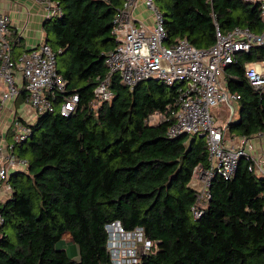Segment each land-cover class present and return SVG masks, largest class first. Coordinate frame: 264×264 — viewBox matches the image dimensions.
I'll use <instances>...</instances> for the list:
<instances>
[{
  "label": "trees",
  "instance_id": "16d2710c",
  "mask_svg": "<svg viewBox=\"0 0 264 264\" xmlns=\"http://www.w3.org/2000/svg\"><path fill=\"white\" fill-rule=\"evenodd\" d=\"M49 1L60 15L41 22L43 42L55 53L65 81L53 102L71 93L78 100L68 116L56 110L37 115L30 134L13 145L26 168L9 174L11 197L0 203V264H110L103 226L114 220L124 229L141 227L155 242L136 264H264V176L247 169L248 159L238 158L230 178L212 177L208 202L192 217L195 195L188 182L196 165L208 166L207 151L203 137L165 135L173 121L174 86L144 80L129 89L113 75L111 99L90 109L122 0ZM155 2L167 45L185 38L196 48L208 47L216 27L264 29L255 2ZM7 40L13 58L25 50L15 32ZM256 61L264 62L263 46L236 52L223 70L226 89L239 96L237 116L225 123L224 135L264 131V84L253 89L244 76V64ZM24 96L21 89L15 108ZM153 112L164 117L148 124ZM66 233L77 259L59 247Z\"/></svg>",
  "mask_w": 264,
  "mask_h": 264
},
{
  "label": "built area",
  "instance_id": "2783aa9c",
  "mask_svg": "<svg viewBox=\"0 0 264 264\" xmlns=\"http://www.w3.org/2000/svg\"><path fill=\"white\" fill-rule=\"evenodd\" d=\"M44 6V18L59 16L56 4L49 0H38ZM258 3L264 21V0H241ZM142 7L149 10V24L137 20L133 12ZM138 11V12H139ZM9 17L0 9V108L5 102H13L23 89L24 103L34 115L56 110L68 116L74 109L78 96L71 93L54 105L55 96L64 90L65 81L57 73L55 53L45 42L25 49L12 57L7 40ZM110 34L113 46L103 55L105 73L95 78L89 107L96 110L112 97L110 88L113 75L129 89L138 82L154 80L167 86H174L176 95L170 110L173 121L166 129L169 138L181 134L204 138L208 166L196 165L188 182L194 191L195 201L190 207L192 217L198 218L205 208L212 177L219 174L228 179L234 173L239 157L250 161L248 170L264 176V152L254 150V141L264 143V131L249 136L224 135V126L217 124L209 109L223 107L232 112V104L239 96L226 89L223 70L234 61L236 52H247L251 46H263L264 29L254 33L245 27H233L221 32L217 27L214 41L205 48L192 46L185 38L171 45L164 43L165 32L162 17L154 5V0H122L117 8ZM60 52V50H58ZM244 76L253 89L264 84V62L244 64ZM164 116L153 112L147 116L148 124H156ZM7 129L11 135L6 138ZM30 126L17 117H12L3 131H0V203L11 197L9 174L14 170H24L26 160L13 152L14 143L26 139ZM3 218L0 215V226ZM106 234L105 250L110 264H136L140 254H147L155 247L148 240L141 227L124 229L119 221L104 224ZM66 242H72L68 233Z\"/></svg>",
  "mask_w": 264,
  "mask_h": 264
},
{
  "label": "crops",
  "instance_id": "0c3cea01",
  "mask_svg": "<svg viewBox=\"0 0 264 264\" xmlns=\"http://www.w3.org/2000/svg\"><path fill=\"white\" fill-rule=\"evenodd\" d=\"M0 9L9 17L8 34L15 32L16 35L20 37L24 49L32 48L43 41L44 35L41 30V22L45 14L44 6L38 0H0ZM223 78L226 86L224 74L222 75V79ZM2 89L3 84L0 81V91ZM21 105L23 109L18 113L17 111L20 110L19 107ZM21 105L15 108L13 102L8 101L4 103L0 108V131L5 129L12 117H17L27 124L33 123L36 115H34L27 104L22 103ZM232 105V112L228 110L230 119H232L234 111L237 108L236 102ZM254 146L256 152L260 150L259 147H261L264 152V143L260 145L254 141Z\"/></svg>",
  "mask_w": 264,
  "mask_h": 264
},
{
  "label": "rangeland",
  "instance_id": "374dc122",
  "mask_svg": "<svg viewBox=\"0 0 264 264\" xmlns=\"http://www.w3.org/2000/svg\"><path fill=\"white\" fill-rule=\"evenodd\" d=\"M154 5L157 6L155 0H154ZM139 9H135L133 12L134 17L139 20V21H144L146 24H149L151 17H150V11L149 10H142V7ZM1 81V80H0ZM20 110L16 111L20 113V111L23 109L22 105L19 107ZM209 113L212 117V119L219 125L224 126L225 123L229 120V113L228 109L222 108V107H212L209 109ZM237 116L236 110L234 111V114L232 116V119ZM36 118V117H35ZM219 122V123H218ZM66 237L65 235L62 236V238ZM64 242H61L59 244V247L62 249L66 250V253L69 257L77 259L78 254H77V247L73 243H67L64 239H62Z\"/></svg>",
  "mask_w": 264,
  "mask_h": 264
},
{
  "label": "water",
  "instance_id": "95a60500",
  "mask_svg": "<svg viewBox=\"0 0 264 264\" xmlns=\"http://www.w3.org/2000/svg\"><path fill=\"white\" fill-rule=\"evenodd\" d=\"M230 119V118H229ZM199 137H201V136H199Z\"/></svg>",
  "mask_w": 264,
  "mask_h": 264
}]
</instances>
